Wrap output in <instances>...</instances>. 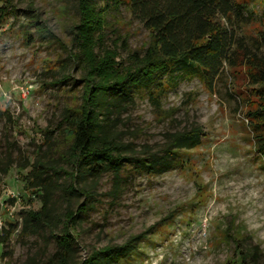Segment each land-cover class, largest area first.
<instances>
[{"label": "rangeland", "instance_id": "374dc122", "mask_svg": "<svg viewBox=\"0 0 264 264\" xmlns=\"http://www.w3.org/2000/svg\"><path fill=\"white\" fill-rule=\"evenodd\" d=\"M11 1L13 8L0 12V156L10 153L15 163L0 182V234L2 226L21 221L22 211L42 206L28 188L30 165H19L46 150L58 157L66 146L58 123L66 108L82 103L84 86L69 55L75 50L77 0ZM236 1L253 14L247 32L264 30V0ZM99 3L108 5L105 44H116L118 60L126 64L129 54L146 48L149 32L132 16L128 0ZM166 80L171 85L160 108L143 92L122 115L124 140L138 150L144 145L158 150L167 132L196 124L204 131L201 143L180 150L182 162L163 174L123 171L115 195L111 173L80 182L91 196L69 199L74 211L90 204L73 229L77 259L145 234L118 264H237L240 250L254 245L264 264V156L255 139L258 120L251 115L259 108L258 86L244 66L225 67L212 88L181 71L170 72ZM54 201L59 211L67 207L58 192ZM54 250L51 238L16 233L7 245L0 243V264H21L36 252L41 262Z\"/></svg>", "mask_w": 264, "mask_h": 264}, {"label": "trees", "instance_id": "16d2710c", "mask_svg": "<svg viewBox=\"0 0 264 264\" xmlns=\"http://www.w3.org/2000/svg\"><path fill=\"white\" fill-rule=\"evenodd\" d=\"M0 12L13 8L11 0H0ZM78 21L73 29L75 50L69 55L82 73V103L66 108L57 130L66 143L58 157L47 150L37 154L27 175L28 188L37 192L42 206L22 211L21 221L2 228L0 243L4 246L13 234L53 239L55 250L43 261L38 252L21 264H118L136 249L145 234L131 236L122 244L94 248L77 259V236L74 230L90 204H79L76 211L69 199L80 194L89 200L87 177L95 182L111 173L115 195L121 188L125 170L159 175L182 162L179 151L201 143L204 131L200 125L169 131L158 150L144 145L138 150L132 141L124 140L122 115L145 93L161 107V95L171 85L170 72L196 75L212 88L225 67L244 66L259 97V108L251 113L258 152L264 156V30L257 35L246 28L254 20L243 3L236 0H128L130 12L149 32L143 52L134 51L128 63L120 62L116 44H105V12L99 0H77ZM65 78V77H64ZM66 79V78H65ZM50 141V139H49ZM50 144V143H49ZM53 150V145H50ZM15 163L12 154L0 156V182ZM66 175L62 181L61 175ZM38 191H41L38 193ZM58 192L67 201L64 211L56 209ZM19 228V229H18ZM7 252H4L5 256ZM259 245L242 249L237 264H260ZM5 264H12L6 262Z\"/></svg>", "mask_w": 264, "mask_h": 264}, {"label": "built area", "instance_id": "2783aa9c", "mask_svg": "<svg viewBox=\"0 0 264 264\" xmlns=\"http://www.w3.org/2000/svg\"><path fill=\"white\" fill-rule=\"evenodd\" d=\"M4 226H2V228H3ZM19 229V228H18Z\"/></svg>", "mask_w": 264, "mask_h": 264}]
</instances>
